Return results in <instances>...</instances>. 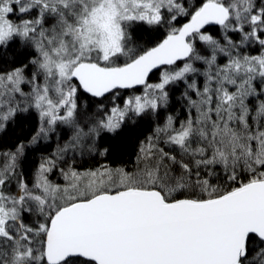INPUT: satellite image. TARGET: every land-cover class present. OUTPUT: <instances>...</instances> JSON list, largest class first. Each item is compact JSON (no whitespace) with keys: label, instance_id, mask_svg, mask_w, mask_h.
<instances>
[{"label":"snow or ice","instance_id":"snow-or-ice-1","mask_svg":"<svg viewBox=\"0 0 264 264\" xmlns=\"http://www.w3.org/2000/svg\"><path fill=\"white\" fill-rule=\"evenodd\" d=\"M0 264H264V0H0Z\"/></svg>","mask_w":264,"mask_h":264},{"label":"trees","instance_id":"trees-1","mask_svg":"<svg viewBox=\"0 0 264 264\" xmlns=\"http://www.w3.org/2000/svg\"><path fill=\"white\" fill-rule=\"evenodd\" d=\"M30 167V166H29Z\"/></svg>","mask_w":264,"mask_h":264}]
</instances>
